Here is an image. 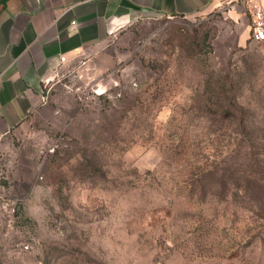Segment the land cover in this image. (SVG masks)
Wrapping results in <instances>:
<instances>
[{
    "label": "rangeland",
    "instance_id": "1",
    "mask_svg": "<svg viewBox=\"0 0 264 264\" xmlns=\"http://www.w3.org/2000/svg\"><path fill=\"white\" fill-rule=\"evenodd\" d=\"M249 22L138 19L113 35L111 68L55 83L54 118L0 146V264H264V40Z\"/></svg>",
    "mask_w": 264,
    "mask_h": 264
},
{
    "label": "crops",
    "instance_id": "2",
    "mask_svg": "<svg viewBox=\"0 0 264 264\" xmlns=\"http://www.w3.org/2000/svg\"><path fill=\"white\" fill-rule=\"evenodd\" d=\"M234 1L0 0V146L28 119L54 118L59 96L49 89L55 83H85L111 68L114 54L107 48L128 24L215 11L248 17Z\"/></svg>",
    "mask_w": 264,
    "mask_h": 264
},
{
    "label": "built area",
    "instance_id": "3",
    "mask_svg": "<svg viewBox=\"0 0 264 264\" xmlns=\"http://www.w3.org/2000/svg\"><path fill=\"white\" fill-rule=\"evenodd\" d=\"M243 4L249 17L250 36L254 41L264 40V7L261 0H235ZM63 61L64 57H60Z\"/></svg>",
    "mask_w": 264,
    "mask_h": 264
}]
</instances>
